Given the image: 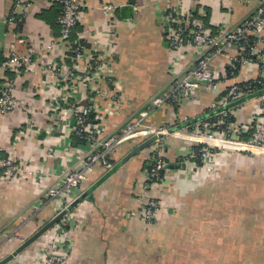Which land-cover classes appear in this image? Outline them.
I'll return each mask as SVG.
<instances>
[{"label": "crops", "instance_id": "obj_1", "mask_svg": "<svg viewBox=\"0 0 264 264\" xmlns=\"http://www.w3.org/2000/svg\"><path fill=\"white\" fill-rule=\"evenodd\" d=\"M82 2L71 39L81 45L78 65L88 66V79L68 88L59 80L60 71L43 65L49 59L73 64L59 42L47 48L59 34L60 6L50 0H0V66L9 52L23 54L29 47L41 52L14 86L24 109L0 113L1 156L36 173L8 179L0 172V264H43L59 232L70 246L67 264H264V149L212 145L215 155L208 167L189 160L202 142L193 138V131L200 132L195 126L216 93L201 90L189 101L156 106L146 119L152 130L172 126L163 138V156L170 165L167 183L156 189L160 208L152 224L137 213L135 201L145 183L148 136L122 143L111 156L110 171L96 164L79 187L55 195L46 190L63 168H75L87 148L73 141L74 120L69 125L59 121L53 105L91 106L101 134L117 132L166 86L171 68L195 56L189 50L183 59L172 60L166 10L178 8L200 18L214 33L239 23L257 0ZM107 3L114 6L109 16L100 9ZM12 13L19 18L17 25L7 22ZM98 58L100 66L94 62ZM226 63L220 59L218 65ZM4 74L11 76L10 71ZM258 75L251 61L230 80ZM260 114L264 105L254 97L234 110L233 119L248 123ZM181 159L188 164L178 167Z\"/></svg>", "mask_w": 264, "mask_h": 264}, {"label": "built area", "instance_id": "obj_2", "mask_svg": "<svg viewBox=\"0 0 264 264\" xmlns=\"http://www.w3.org/2000/svg\"><path fill=\"white\" fill-rule=\"evenodd\" d=\"M50 3L60 6L57 17L60 30L57 40H51L47 48L59 42L69 53L73 64L67 66L58 59H49L43 65L48 70L60 71V82L72 88L73 85L88 79L85 76L88 66L78 65L82 55L81 45L70 40L79 22L84 3L82 0H50ZM100 9L104 15L109 16L114 6L107 3ZM164 18L168 24L166 37L172 60L183 59L189 50H194V58L187 64L183 62L180 66L175 65L171 68L166 86L152 95L140 110L127 118L115 133L101 134L100 126L96 122L93 124L89 122L90 116L96 111L91 106L70 103L62 108L53 105L52 110L61 114L59 121L69 125V122L74 120V135L87 141L85 144L87 148L78 156L75 168L62 169L56 180L46 189L48 195H55L63 188L79 187L96 164H101L104 170L110 171L114 166L111 156L122 143L132 138L148 136L149 152L145 159V183L135 201L137 213L141 214L145 223L152 224L160 208V197L156 189L167 183L170 165L163 156V138L170 128L164 126L152 130L146 127V119L154 107L189 101L201 90L216 93L218 96L209 102L206 112L201 116L203 119L195 126L201 130L193 131L195 133L193 138L202 142L198 149H193L189 160L199 162L198 168L208 167L210 159L215 155L212 145L233 143L250 149H264V114L256 115L248 123H238L233 119L234 110L249 98H258L264 105V92L252 97L246 96L253 90L250 81L258 80L264 83V0H257L252 13L239 23L231 26L222 25L214 33L204 26L200 18L189 13H181L178 8L166 10ZM7 22L10 25H17L19 18L12 13ZM40 54L41 52L33 47H29L23 54L13 51L6 54L0 66V113L7 114L24 109L25 104L14 96V86L32 63L33 56L39 59ZM220 59L227 62L226 67L220 68L218 65ZM101 60L98 58L94 62L100 66ZM251 61L259 68L256 79L230 80L236 78L235 70L239 71ZM6 71H10L11 76L5 75ZM222 84L226 89H220ZM27 124L32 125L30 121ZM248 133L249 138L243 139L242 135ZM187 160L181 159L176 165L185 166L188 164ZM0 172L8 179L20 176L31 178L36 174L27 170L22 162L10 157L3 158L1 154ZM60 235L64 236V233L59 232L48 244L43 264H67L70 246L64 244L65 240H61Z\"/></svg>", "mask_w": 264, "mask_h": 264}, {"label": "trees", "instance_id": "obj_3", "mask_svg": "<svg viewBox=\"0 0 264 264\" xmlns=\"http://www.w3.org/2000/svg\"><path fill=\"white\" fill-rule=\"evenodd\" d=\"M70 40L72 42L74 41L71 38H70ZM250 45H252V43H250ZM237 72H238V70H235L234 71V74H236ZM249 84L251 85V87H252L253 90H252V92H249L246 95L247 97H252V96H255V95H259L262 92H264V83L263 82H259L258 80H255V81H250ZM89 122L92 123V124L95 123V121L93 119V115L90 116ZM189 123H192L191 120L189 121ZM169 128H172V126H170ZM200 130H201V128H200ZM242 137H243V139L247 140L249 138V133L248 134H243ZM73 141L76 144L80 143L81 145H84L87 142L84 139H82V138H80L79 136H76V135L73 137ZM199 147H200V145L196 146L195 148L198 149ZM196 163L198 165L200 164L199 162H196Z\"/></svg>", "mask_w": 264, "mask_h": 264}, {"label": "water", "instance_id": "obj_4", "mask_svg": "<svg viewBox=\"0 0 264 264\" xmlns=\"http://www.w3.org/2000/svg\"><path fill=\"white\" fill-rule=\"evenodd\" d=\"M60 215H61V214H59L56 218H58ZM43 230H44V228L42 229V231H43ZM42 231H41V232H42ZM39 233H40V232H38L36 235H38Z\"/></svg>", "mask_w": 264, "mask_h": 264}]
</instances>
